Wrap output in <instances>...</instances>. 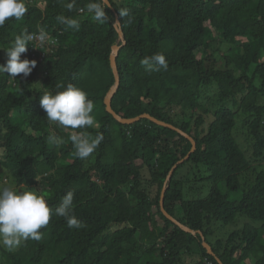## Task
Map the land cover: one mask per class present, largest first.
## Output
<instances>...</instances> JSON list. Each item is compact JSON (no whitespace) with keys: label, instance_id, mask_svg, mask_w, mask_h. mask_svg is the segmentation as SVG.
<instances>
[{"label":"trees","instance_id":"trees-1","mask_svg":"<svg viewBox=\"0 0 264 264\" xmlns=\"http://www.w3.org/2000/svg\"><path fill=\"white\" fill-rule=\"evenodd\" d=\"M108 1L104 23L87 11L92 0H25V15L0 27V65L16 35L43 29L52 36L42 47L30 42L21 55L36 61L28 77L0 76V179L38 191L52 209L42 238L11 252L0 247V264H186V257L188 264H264V0ZM60 16L75 19L78 29ZM114 45L120 83L113 112L148 115L196 144L164 193L165 212L194 234L160 207L166 179L192 143L149 119L122 124L107 112ZM154 54L165 57L166 70L141 64ZM68 84L95 105L97 126L75 131L103 137L83 160L73 132L49 122L40 106L43 89ZM52 135L64 143H48ZM190 173L214 185L208 195L184 198ZM67 192L82 227L55 215ZM240 219L226 242L210 240L213 223L236 226Z\"/></svg>","mask_w":264,"mask_h":264},{"label":"clouds","instance_id":"clouds-1","mask_svg":"<svg viewBox=\"0 0 264 264\" xmlns=\"http://www.w3.org/2000/svg\"><path fill=\"white\" fill-rule=\"evenodd\" d=\"M67 7L71 9L73 5L69 3ZM87 11L97 22L104 23L107 20L104 0H92L87 5ZM26 12L25 0H0V27L9 19L20 20ZM121 15L127 13L122 11ZM57 19L69 27L77 29L79 27L75 19H66L63 16ZM51 40L52 36L47 35L43 29L36 35L27 32L16 35L11 46L4 50L6 61L5 64L0 65V76L7 73L10 80H15L20 74L25 78L28 77L36 67V61L21 60V55L26 53L30 42L34 41L38 47H42L48 45ZM141 64L148 71L167 69L166 59L162 54L145 57ZM56 88L55 91L43 89L40 106L49 122L73 132L70 141L75 156L82 160L86 159L95 151L103 137L97 135L95 138H89L86 133L75 130L97 126L92 115L95 105L80 87L68 84L66 87L57 85ZM48 143L60 146L64 141L52 135L48 137ZM73 200L74 194L67 192L55 209V215L65 218L69 228H79L82 225L73 214ZM51 215L52 209L46 198L38 194V191L28 187L17 189L12 186H0V247L11 252L29 239L40 240L42 238L40 229L49 224Z\"/></svg>","mask_w":264,"mask_h":264},{"label":"water","instance_id":"water-1","mask_svg":"<svg viewBox=\"0 0 264 264\" xmlns=\"http://www.w3.org/2000/svg\"><path fill=\"white\" fill-rule=\"evenodd\" d=\"M104 3L106 5H108V6L110 5L108 0H104ZM116 25H117V31H118V34H119V39L122 41L123 44H125L124 37H123L122 32H121V30L119 28V25L120 24H119L118 20L116 21ZM118 51H119V46H117V45H114L112 47V49H111V55H110V59L109 60H110V66H111V69H112V72H113V75H114L115 83L112 86V88L110 89V91L108 92V94L106 95V98L104 100V104H105L106 110H107V112H109L110 114H112L113 117L116 120H118L120 123H122V124H132V123H135V122L139 121L140 119L146 118V119H149L150 121L154 122L155 124H157V125H159L161 127H166V128H169V129H171L173 131H176V132L180 133L182 136H184L185 138H187V139H189L191 141V143H192V149H191L190 153H188V155L183 160H181L180 162H178L171 169V171H170V173H169V175H168V177L166 179V182L164 184V187H163L162 193H161V197H160V207H161V211L163 212L164 216H166L169 220H171L175 224L179 225L186 232H189V233L194 234V232L192 230H190L186 226H182L173 217H171L168 213L165 212V210H164V193H165L167 184L170 181L171 176H172L175 168L177 167V165L182 164L185 160H188L190 158V155L193 154L195 152V150H196V144L194 143V141L190 137H188L186 134H183L178 129L174 128L173 126L167 125V124H165L163 122L157 121L156 119L151 118L148 115H142V116L137 117V118H134V119H122V118H120L118 115H116L113 112V110L111 108L112 97L115 94L116 90L118 89V86H119V83H120L119 76H118V72H117V67H116V58H117V55H118ZM203 246H204V248L207 250V252L209 254H212V250H211L210 246L204 240H203Z\"/></svg>","mask_w":264,"mask_h":264},{"label":"rangeland","instance_id":"rangeland-1","mask_svg":"<svg viewBox=\"0 0 264 264\" xmlns=\"http://www.w3.org/2000/svg\"><path fill=\"white\" fill-rule=\"evenodd\" d=\"M242 142L243 141L241 140V143ZM249 155H251V154L249 153ZM140 163L141 162H139L138 164H140ZM199 173L201 174L202 171H200ZM1 177L2 178L0 179V186H12V187L15 188V184H14L13 180L8 179L7 181H4L3 180V175ZM192 177L193 176L190 173V175L188 177V182H186L184 187H183L184 198L186 200H191V199L203 198L206 195H208V193L211 191V189L213 188L214 185L210 184V183H207L205 181L204 182L195 181L193 179L194 177L193 178ZM240 195H241V191L238 194L235 193V195L233 193H231L229 195V199L232 200V201L238 200L240 198ZM239 221H241V222L238 225H236V226H234V225H222L221 223H213V225L211 227L214 230V235H213V238H210V240L212 242H214V241H216V239L219 238L223 242H226L227 238L229 237V235L233 231L237 230L238 228H241V226L243 224V222H242L243 220L240 219ZM3 249H5V248H3ZM1 259H2V257H1V253H0V260ZM184 261H186V264H188V263L192 262V259L189 258V257H186L184 259Z\"/></svg>","mask_w":264,"mask_h":264},{"label":"built area","instance_id":"built-area-1","mask_svg":"<svg viewBox=\"0 0 264 264\" xmlns=\"http://www.w3.org/2000/svg\"><path fill=\"white\" fill-rule=\"evenodd\" d=\"M33 40H35V37H34V39Z\"/></svg>","mask_w":264,"mask_h":264}]
</instances>
